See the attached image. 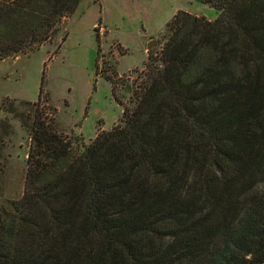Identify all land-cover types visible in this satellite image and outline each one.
<instances>
[{"label": "trees", "instance_id": "16d2710c", "mask_svg": "<svg viewBox=\"0 0 264 264\" xmlns=\"http://www.w3.org/2000/svg\"><path fill=\"white\" fill-rule=\"evenodd\" d=\"M81 1L0 0V60ZM197 1L217 18L179 10L133 107L113 93L120 123L89 144L57 130L45 70L26 112L2 107L31 144L24 193L0 206V264H264V0Z\"/></svg>", "mask_w": 264, "mask_h": 264}, {"label": "rangeland", "instance_id": "374dc122", "mask_svg": "<svg viewBox=\"0 0 264 264\" xmlns=\"http://www.w3.org/2000/svg\"><path fill=\"white\" fill-rule=\"evenodd\" d=\"M179 10L210 20L218 16L217 10L197 0H82L45 45L0 60V206L23 195L31 144L19 118L2 107L14 104L17 111L26 112L25 103L38 98L45 70L44 97L55 109L57 130L74 142L89 144L101 129L120 123L123 105L113 93L133 107L146 81L149 54L157 61L167 23Z\"/></svg>", "mask_w": 264, "mask_h": 264}, {"label": "water", "instance_id": "95a60500", "mask_svg": "<svg viewBox=\"0 0 264 264\" xmlns=\"http://www.w3.org/2000/svg\"><path fill=\"white\" fill-rule=\"evenodd\" d=\"M152 45H153V42H149V43H148V50H151Z\"/></svg>", "mask_w": 264, "mask_h": 264}, {"label": "crops", "instance_id": "0c3cea01", "mask_svg": "<svg viewBox=\"0 0 264 264\" xmlns=\"http://www.w3.org/2000/svg\"><path fill=\"white\" fill-rule=\"evenodd\" d=\"M104 20V19H103Z\"/></svg>", "mask_w": 264, "mask_h": 264}]
</instances>
